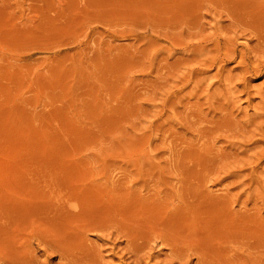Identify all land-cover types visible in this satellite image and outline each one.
<instances>
[{
  "label": "rangeland",
  "instance_id": "374dc122",
  "mask_svg": "<svg viewBox=\"0 0 264 264\" xmlns=\"http://www.w3.org/2000/svg\"><path fill=\"white\" fill-rule=\"evenodd\" d=\"M236 1L0 0V228L4 226L0 229V264L12 263L14 257L11 255H15L13 248L17 247L19 251L22 245L25 249L30 247L28 251H19L23 258L27 256L29 260L24 263V258L23 263L14 261L12 264H86L82 259L85 262L91 260L87 264H92L97 258V264H118V256L114 253L122 249L120 254L124 261L119 264L128 261L130 263L127 264H132L135 258L130 259L132 253L127 255L131 251L124 247L127 245L125 234L131 229L137 232L138 228L141 234L145 228V233L150 230L149 233L155 231V235L171 230L173 234L160 233L163 240L175 238L178 241V236H186L187 243H182L184 248L182 241L176 243L178 248H183V252L190 246L191 252L198 253L194 256L188 248L186 259H190L189 264L197 259L198 264L199 252L205 245L211 251L215 249L212 253L208 248L204 255L202 250L206 262L210 257L211 262L218 264L221 260H226L225 264H264V155L261 156L264 152V62L260 63L264 60V47H261L264 45V0ZM246 21L250 24L248 27ZM71 196L79 201L77 206L82 205L79 213L83 214V218L76 219L78 227L73 223L77 229L81 227L79 222L82 228V223L87 224L86 230L90 223L92 225L96 221L99 225L103 219L110 217L118 224L123 216L124 224L120 222L118 225L121 226H116V230L108 227L110 231L106 229L109 226H106L107 222L105 225V222L101 223L104 227L100 225L97 229L95 223L96 227L90 226L87 233L82 228L78 229L80 232L74 227L75 230L72 223L69 228L66 225L70 224H66L67 236L80 237L84 234L85 237H82L85 239L80 238L79 241L82 239L85 243L78 247L81 241L73 244L79 257L73 250L72 258L60 259L58 251L49 250L51 246L47 247L33 238L35 235L31 229L28 234L26 228L36 220L33 218L35 213L40 218L33 222L34 226L39 220L47 222L50 216L43 215V209H49L51 202L53 206H60L56 203L62 204V201L66 202L63 205H76L75 201L70 204L73 203ZM99 202L108 208L111 205L109 210L114 208L111 215L107 207L97 205ZM83 203L90 204L86 206L88 209ZM44 205H47L46 208H42ZM94 205L98 207L95 209ZM84 207L87 211L83 213ZM89 208H93V212ZM38 209L43 211L39 213ZM104 209L109 212H104ZM135 211H138L137 214H134ZM87 212L91 218L84 221L89 217ZM37 214L34 216L37 217ZM105 214L107 218H102ZM183 215H188L185 216L188 220H184ZM221 215L224 220L219 219ZM25 216L33 220L29 218V222L26 218V222L21 221ZM92 216H98L97 220ZM180 218L185 221L184 224ZM189 220L196 224L201 222V226L194 223L195 229ZM217 221H220L219 225ZM224 221L228 225L224 223L223 226L221 222ZM175 222H178V227H175ZM11 224H14V229ZM164 224H171L169 227L174 224V227L168 230ZM48 225L46 223L45 226H53L52 223ZM125 226L131 228L125 229ZM154 226L159 231L154 230ZM221 226H227V231ZM19 227L27 231L20 232ZM90 228L94 232L89 233ZM100 228L106 230L102 229L100 232L103 233H100ZM122 228L124 232L128 231L121 232ZM173 228L180 235L174 233ZM45 229L40 232L45 234ZM68 229H71V235ZM182 229H185L184 235ZM192 229L198 241L194 239ZM34 230L36 232V228ZM228 230L234 234H231L232 237ZM54 231L58 230L54 228ZM75 231L79 234L76 235ZM49 232L46 233L48 236L52 234V231ZM55 232L52 236L58 233ZM240 233L246 237L242 238ZM245 233L252 236L251 239ZM17 234L24 238L22 244ZM25 234L33 235V239L29 240ZM189 235L193 237L189 238ZM223 236L230 240L235 236L233 240L239 238V242L235 244V240H231L235 244L232 247L230 240ZM187 238L193 240L188 243ZM27 239L32 246L27 247ZM246 239L251 243L247 244ZM147 240L141 242L143 246ZM163 240L162 244L159 239H152L155 245L150 242L145 244L150 250H156L155 262H162L164 256V262L170 259H166L170 249L164 246ZM194 240L201 242L200 248ZM204 242L205 245L202 244ZM212 244L217 245L221 252L216 253L219 250ZM142 245L139 247L144 249ZM86 246L89 249L84 254L89 259H85L81 252L88 248ZM146 246L144 252L149 250ZM206 247L203 249L206 250ZM8 252L12 253L10 257ZM158 252H162L163 256ZM143 253L137 255L145 258L151 252ZM126 255L130 260L124 259ZM172 256L171 264H176L178 261H174ZM80 257L83 258L80 260ZM113 260L116 263H112Z\"/></svg>",
  "mask_w": 264,
  "mask_h": 264
},
{
  "label": "bare ground",
  "instance_id": "6f19581e",
  "mask_svg": "<svg viewBox=\"0 0 264 264\" xmlns=\"http://www.w3.org/2000/svg\"><path fill=\"white\" fill-rule=\"evenodd\" d=\"M182 1H183V0H182ZM221 1H222V0H221ZM233 1H234V0H233ZM237 1H238V0H237ZM237 1H236V2H237ZM255 1H256V0H255ZM226 2H227V1H226ZM226 2H225V3H226ZM230 2H231V1H230ZM248 2H250V1H248ZM252 2H253V1H252ZM238 3H239V2H238ZM258 3H259V1H258ZM258 3H257V5H258ZM245 4H246V3H245ZM245 4H244V5H245ZM248 4H249V3H248ZM248 4H247V5H248ZM250 4H251V3H250ZM217 5H218V4H217ZM219 5H220V4H219ZM239 5H240V3H239ZM254 5H255V3H254ZM250 6H251V5H250ZM262 6H263V5H262ZM235 7H236V6H235ZM259 7H260V6H259ZM249 8H250V7H249ZM242 9H243V8H242ZM245 9H248V8H245ZM255 9H256V8H255ZM250 10H253V9H250ZM262 10L264 11L263 8H262ZM234 11H235V10H234ZM236 11H237V9H236ZM259 11H261V10H259ZM237 12H238V11H237ZM233 13H234V12H233ZM243 13L245 14V12H243ZM249 13H250V12H249ZM254 13H255V12H254ZM247 14H248V13H247ZM247 14H246V16H247ZM256 14H257V13H256ZM256 14H253V15H256ZM250 15H251V14H250ZM260 15H262V14L260 13ZM263 15H264V14H263ZM242 16H243V15H242ZM242 16L240 17V19L242 18ZM244 17H245V16H244ZM249 17H250V16H249ZM258 17H259V16H258ZM234 18H235V17H234ZM237 18H238V17H237ZM246 18L248 19V16H247ZM246 18H245V19H246ZM262 18H263V16H262ZM249 19H250V18H249ZM254 19H255V18H254ZM256 19H257V18H256ZM251 20H253V18H252ZM251 20H250V21H251ZM260 20H261V18H260ZM244 21H245V20H243V22H244ZM247 21H248V20H247ZM247 21H246V23H247ZM261 21H262V20H261ZM240 22H241V21H240ZM260 23H261V22H260ZM263 24H264V22H263ZM241 25H242V24H241ZM245 25H247V27H248V25H250V24L247 23V24H245ZM260 25H261V24H260ZM261 26H262V25H261ZM244 27H246V26H244ZM259 27H260V26H259ZM259 27H258V28H259ZM250 28H251V26H250ZM255 29H256V28H255ZM261 29H263V28H261ZM261 29H260V30H261ZM252 30H253V29H252ZM255 31H256V30H255ZM263 32H264V31H263ZM263 32H262V34H264ZM252 33H253V32H252ZM254 34H255V32H254ZM257 34H258V32H257ZM259 34H260V33H259ZM252 35H253V34H252ZM258 36H259V35H257V37H258ZM261 36H262V35H261ZM257 37H256V38H257ZM262 37H263V36H262ZM255 40H256V39H255ZM255 40H254V41H255ZM257 41H258V40H257ZM260 42H261V41H260ZM255 43H256V42H255ZM231 45H232V44H231ZM257 45H258V44H257ZM215 46H216V45H215ZM258 46H259V45H258ZM261 47H264V45L261 46ZM231 48H232V46H231ZM254 48L256 49V48H258V47H254ZM259 48H260V47H259ZM261 49H262V48H261ZM216 50H217V49H216ZM220 50H221V49H220ZM234 50H235V49H234ZM263 50H264V49H263ZM263 50H262V51H263ZM227 51H228V49H227ZM231 52H232V50H231ZM263 52H264V51H263ZM258 53H259V52H258ZM258 53H257V55H258ZM232 54H233V53H232ZM253 54H254V53H253ZM263 54H264V53H263ZM230 55H231V54H230ZM238 55H240V54H238ZM241 55H242V54H241ZM255 55H256V54H255ZM259 55H260V54H259ZM261 55H262V54H261ZM227 56H228V55H227ZM251 56H252V55H251ZM231 57H232V55L230 56V58H231ZM246 57H247V56H246ZM261 57H262V56H261ZM228 58H229V57H228ZM237 59L239 60L240 58L238 57ZM241 59H243V57H242ZM244 59H245V58H244ZM244 59H243V60H244ZM243 60H242V61H243ZM255 60H256V58H255ZM236 61H237V60H236ZM242 61H241V62H242ZM252 61H254V56H253ZM256 61H257V60H256ZM259 61H261V59H260ZM263 62H264V60H263L262 62H260V63H263ZM236 63H237V62H236ZM239 63H240V62H239ZM243 63H244V62H243ZM252 63L255 64V62H252ZM257 64H258V63H257ZM257 64H255V65L257 66ZM258 65H259V64H258ZM260 66H261V65H260ZM243 67H244V66H243ZM246 67H247V66H246ZM250 68H251V67H250ZM250 68H249V69H250ZM253 68H254V67H253ZM253 68H252V69H253ZM237 69H238V68H237ZM241 69H242V67H241ZM249 69H248V70H249ZM238 70H240V69H238ZM257 70H258V69H257ZM246 71H247V70H246ZM255 71H256V70H254V72H255ZM260 71H261V70H260ZM242 72H243V70H242ZM248 72H249V71H248ZM257 72H259V71H257ZM239 73H240V72H239ZM244 73H245V72H244ZM240 74H241V73H240ZM256 74H257V73H256ZM240 76H241V75H239V78H240ZM251 77H252V76H251ZM243 78H244V77H243ZM243 80H244V79H243ZM245 80H246V79H245ZM247 80H248V79H247ZM258 109H259V108H258ZM258 109H257V110H258ZM263 112H264V111H263ZM261 115H262V114H261ZM261 117H262V116H261ZM261 138H262V137H261ZM262 140H263V139H262ZM254 143H255V142H254ZM259 144H260V143H259ZM261 152H262V151H261ZM261 152H259V153H261ZM262 155H264V152L261 154V156H262ZM263 159H264V158H263ZM63 188H64V187H62V189H63ZM54 189H55V188H54ZM62 189H61V190H62ZM58 190H59V189H58ZM65 190H66V189H65ZM62 191H63V190H62ZM68 191H69V189H68ZM185 192H186V191H185ZM61 193H62V192H61ZM64 193H65V192H64ZM67 193H68V192H67ZM182 193H183V191H182ZM195 193H196V192H195ZM57 194H58V193H57ZM68 194H69V193H68ZM71 194H72V193H71ZM79 194H80V193H79ZM79 194H78V195H79ZM190 194H191V193H190ZM55 195H56V194H55ZM181 195H182V194H181ZM64 196H66V195H64ZM67 196H68V195H67ZM79 196H80V195H79ZM189 196H190V195H189ZM194 196L196 197V195H194ZM59 197H60V196H59ZM69 197H70V196H69ZM69 197H68V198H69ZM84 197H85V196H84ZM192 197H193V196H192ZM56 198H57V197H56ZM62 198H64V197H62ZM62 198H60V199H62ZM80 198H82V197L80 196ZM71 199H73L72 196H71ZM74 199H75V196H74ZM74 199H73L71 202L75 201V204H76V205H68V203H67V205H63V203H66V202H63V201L61 200V201H62V204H61V203H56L57 205L60 204V206H56V205H55V202H54V205H55V206H53V202H51V204H50V203L48 204V205H50V206L52 205L49 209L46 208L47 205L42 206V208H43V207L46 208V209H43L44 211L42 210L43 213H45V214H43V215H45L46 217H47V216H50V217H51V218H50V217H47V222H46L45 219H44L45 223H43V222L41 221L44 225H43V224L40 222V220H39L38 222L35 223V225L38 223V224H37L38 226H37V225L34 226L33 222L37 221L38 218H40V216L38 217V214L35 213L34 215L37 214V217L33 215V218H34V219L36 218V220H33L32 218H30V217H28V216H25L23 219L21 218V221L23 220L24 222L28 221L29 218L31 219V221L33 220V221H32V225H30L29 228L25 225V226L27 227V228H26V227L24 226V224H23V226H24L28 231H27V230H23V228L21 229L20 227H19L20 229H19V228H18V229L20 230V232H21V230H22V231H27L28 234H30V231H29V230L31 229V232H32V234L35 235V237H33L32 234H31L32 236H27L28 234H27V235L25 234V236H27V237L29 238V240H31V239H33V238H36V239H38V241H39L40 243H43V244L45 243V244L47 245V247H48V246H51V248L48 247V249H49V250H53V249H55V252L58 251V253L60 254V259H61V258H65V259H66L67 256H70V258H72L71 256L73 255V254H72L73 250L76 252V250H75L76 248L74 249V247H75L76 245H73V244H76V243L79 241L80 238L85 237V236H83L84 234L82 233L83 230L81 231V233L83 234V235H82L83 237L80 236L81 234L79 235L80 237H77V236H76V237H75V236H67V234H66L67 232L65 231V230L67 229L66 226H67L68 228L71 227V223H72V224H73V223H74V224L77 223V225H78V221H77V220L80 219V218H83V214H82V216H81V213H79V212H80V207H82V205H81V206H77L78 203H76V202H79V201L76 200V199L74 200ZM186 199H187V198H186ZM200 199H201V198H200ZM80 200H81V199H80ZM83 200H84V198H83ZM88 200H89V199H88ZM196 200H197V199H196ZM198 200H199V199H198ZM95 201H96V199H95ZM188 201H189V200H188ZM188 201H186V202H188ZM82 202H84V201H82ZM196 202H197V201H196ZM205 202H206V200H205ZM47 203H48V202H47ZM47 203H46V204H47ZM95 203H96V202H95ZM100 203H101V202H99V204H97V205L101 206ZM109 203H110V202H109ZM117 203H118V202H117ZM121 203H122V200H121ZM125 203H127V201H126ZM125 203H123V204H125ZM194 203H195V201H194ZM70 204H74V202H73V203H70ZM80 204H81V203H80ZM80 204H79V205H80ZM85 204H86V203H83V206H85V207H86L87 205H90V204H87V205H85ZM115 204H116V203H115ZM132 204H133V203H132ZM183 204H184V203H183ZM197 204H199V202H198ZM197 204L194 205L195 208H196ZM212 204H213V203H212ZM215 204H216V203H215ZM61 205H63V206H61ZM95 205H96V204H95ZM95 205L93 206V208H95ZM106 205H107V204H106ZM108 205H109V204H108ZM121 205H122V204H121ZM136 205H137V204H136ZM206 205H207V204H206ZM209 205H210V204H209ZM103 206H105L104 203H103ZM103 206H101V207H103ZM115 206H116V205H115ZM122 206H123V205H122ZM161 206H162V205H161ZM186 206H187V204H186ZM191 206H192V203H191L190 207H191ZM207 206H208V205H207ZM212 206H213V205H212ZM216 206H218V205H216ZM34 207H35V206H34ZM48 207H49V206H48ZM85 207H84V210L81 208V209L83 210V211H81V212L84 213L85 210L87 211V209H88L87 207H88V206L86 207L87 209H86ZM97 207H98V206H97ZM97 207H96V208H97ZM106 207L108 208V206H105V207H103V208H106ZM110 207H111V205H109V208H110ZM120 207H121V206H120ZM123 207H124V206H123ZM131 207H133V206H131ZM131 207H130V208H131ZM166 207H167V206H166ZM184 207H185V206H184ZM184 207H183V208H184ZM188 207H189V205H188ZM190 207H189V208H190ZM31 208H32V207H31ZM36 208H39V207H36ZM42 208H41V209H42ZM93 208L91 209L92 212H93ZM96 208H95V209H96ZM109 208H108V210H109ZM112 208H113V206H112ZM116 208H117V207H116ZM116 208H115V210H116ZM118 208H119V207H118ZM125 208H126V207H125ZM134 208H135V205H134ZM138 208H139V207H138ZM201 208H202V207H201ZM32 209L34 210V208H32ZM41 209H40V210H41ZM99 209H100V208H99ZM113 209H114V208H113ZM113 209H111V210H113ZM121 209H122V208H121ZM121 209L119 208V210H121ZM141 209L143 210V208H141ZM145 209H146V208H145ZM156 209H157V208H156ZM180 209H181V208H180ZM33 210H32V211H33ZM35 210H36V209H35ZM38 210H39V209H38ZM40 210H39V211H40ZM89 210H90V208H89ZM89 210H88V211H89ZM91 210H90V211H91ZM108 210H107V209H104L103 211L105 212V211H108ZM111 210H109V211H110V215H111V213H112ZM132 210L134 211L133 208H132ZM135 210H136V209H135ZM163 210H164V209H163ZM188 210H190V209H188ZM191 210H192V208H191ZM29 211H30V210H29ZM29 211H28V212H29ZM36 211H37V210H36ZM36 211H35V212H36ZM42 211H40L39 213H41ZM103 211H102V212H103ZM109 211H108V212H109ZM121 211H122V210H121ZM130 211H131V209H130ZM180 211H181V210H180ZM192 211H193V210H192ZM196 211H197V210H195L194 215H196ZM201 211H203V210H201ZM211 211H212V210H211ZM211 211H210V212H211ZM222 211H223V210H222ZM26 212H27V211H26ZM49 212H50V213H49ZM72 212H73V213H72ZM96 212L99 214V212H98L97 210H95V213H96ZM102 212H101V210H100V214L103 215L104 212H103V213H102ZM113 212H116V211H113ZM118 212H119V211H118ZM135 212H136V211H135ZM137 212H138V211H137ZM137 212H136V213L133 212V213H134V214H137ZM142 212H143V211H141V213H142ZM164 212H165V211H164ZM178 212H179V211H178ZM182 212H183V210H182ZM198 212H199V211H198ZM203 212H204V211H203ZM56 213H57V214H56ZM78 213H79V214H78ZM85 213H86V212H85ZM89 213H90V212H89ZM95 213H94V215H95ZM201 213H202V212H201ZM212 213H213V212H212ZM212 213H210V214H212ZM223 213H224V212H223ZM24 214H27V213H24ZM28 214H30V212H29ZM31 214H32V213H31ZM68 214H69V215H68ZM77 214L79 215L78 217L76 216ZM87 214H88V212H87ZM90 214H91V213H90ZM92 214H93V213H92ZM106 214H107V212H106ZM106 214H105L102 218H104V217L106 216ZM113 214H115V213H113ZM122 214H124V211H123V213H121V216H122ZM144 214H145V213H144ZM148 214H150V213L148 212ZM164 214H165V213H164ZM185 214H187V213H185ZM198 214H199V213H198ZM204 214H205V213H204ZM218 214H219V213H218ZM43 215H42V216H43ZM63 215H64V216H63ZM85 215H86V214H85ZM107 215H108V214H107ZM142 215H143V214H142ZM146 215H147V214H146ZM146 215H145V216H146ZM165 215H166V214H165ZM172 215H173V214H172ZM176 215H177V214H176ZM176 215H175V216H176ZM199 215H200V214H199ZM205 215H206V214H205ZM212 215H213V214H212ZM214 215H215V213H214ZM216 215H217V214H216ZM219 215H220V214H219ZM226 215H227V214H226ZM22 216H23V214H22ZM22 216H21V217H22ZM42 216H41V218H42ZM45 216H43V217H45ZM66 216H67V217H66ZM80 216H81V217H80ZM88 216H89L88 218L85 216L87 219L85 220V218H84V221H87L89 218H91V217H90L91 215L88 214ZM98 216L101 217V215H98ZM98 216H97V217H98ZM108 216H109V215H108ZM117 216H118V215H117ZM117 216H116V217H117ZM124 216H125V215H124ZM138 216H139V215H138ZM138 216H137V217H138ZM150 216H151V215H150ZM150 216H149V217H150ZM157 216H158V215H157ZM160 216H161V218H162V215H161V214H160ZM183 216H184V218H185L184 220H188V219H186V217H185V216H188V215H183ZM183 216H182V217H183ZM197 216H198V215H197ZM217 216H218V215H217ZM227 216H228V215H227ZM233 216H234V215H233ZM31 217H32V216H31ZM46 217H45V218H46ZM63 217H65V219H64ZM92 217H94V216H92ZM97 217H94V218H96V220H97ZM112 217H113V216H112ZM116 217H114V220H115ZM118 217H119V216H118ZM122 217H123V216H122ZM122 217H120V220H119V219H116V220H119L120 222L123 223V222H124V220H123L124 217H123V218H122ZM125 217H127V215H126ZM135 217H136V216H135ZM137 217H136V218H137ZM139 217L141 218V216H139ZM169 217H170V216H168L167 218H169ZM193 217H194V216H193ZM222 217H223V216L221 215V217H220V218L218 217V218L221 220ZM26 218H27V219H26ZM105 218H107V217H105ZM110 218H111V217H110ZM110 218L105 219L106 221H105L104 219H103V221H101L100 219H98L99 221H101V222L99 223V225H98V223H96V221H95L94 224H92V225H90V224H91V223H90V224L88 225V227H87L86 230L88 231V229H89L90 226H91L92 228H95V227L97 226L96 229H97L98 227H100V225H102V227H104V225L106 224V222H107L106 226H107V225H109V226H107V228H106V226H105V228H106V229H109L110 231H111V228H112V227H114L115 229H114V228H113V229L116 230V226H117V228H118L119 226H121V225H118V224L120 223L119 221H118L119 223L117 224V221H113V219L110 220ZM128 218H129V217H128ZM151 218H152V217H151ZM158 218H159V217H158ZM176 218H177V217H176ZM191 218H192V217H191ZM191 218H190V219H191ZM201 218H203L202 215H201ZM208 218H209V217H208ZM208 218H207V219H208ZM210 218H211V220H212V216H211ZM213 218H214V217H213ZM246 218H247V217H246ZM248 218H249V217H248ZM17 219H19V218H17ZM17 219H16V220H17ZM25 219H26V221H25ZM30 219H29V222H31ZM74 219H75V220H74ZM76 219H77V220H76ZM92 219H93V218H92ZM108 219H109L110 221H112V223H111L110 221L108 222V221H107ZM121 219H122V221H121ZM125 219H126V218H125ZM132 219H133V217H132ZM144 219H145V218H144ZM146 219H147V218H146ZM149 219H150V218H149ZM153 219H154V218H153ZM153 219H151V221H152ZM156 219H157V218H156ZM159 219H160V218H159ZM180 219H182V218H180ZM180 219H179V220H180ZM193 219H194V218H193ZM197 219H198V221H199V220H202V219H200V218H197ZM207 219H206V221H207ZM215 219H217V218H215ZM230 219H231V218H230ZM230 219H228V221H229ZM237 219H238V218H237ZM239 219H240V218H239ZM130 220H131V219H130ZM136 220H137V219H136ZM168 220H169V219H168ZM173 220H174V219H173ZM179 220H178V221H179ZM222 220H224V219L222 218ZM249 220H250V218H249ZM74 221H77V222H74ZM93 221H94V219H93ZM99 221H98V222H99ZM127 221H128V220H127ZM133 221H134V220H132V222H133ZM141 221L143 222V219H142ZM145 221H146V220H145ZM153 221H154V220H153ZM163 221H164V220H163ZM176 221H177V219H176ZM213 221H214V220H213ZM228 221H227V222H228ZM9 222H10V221H9ZM18 222H20V221H18ZM39 222H40V224L42 225V226H41L42 228H44V227L46 228V229H45V230H47V231H45L46 233H50L49 231H52V234H53V232H55V231H54V228H55V230H58V231H56V232H58V233L56 234V232H55L56 235H53V236H52V234L48 236V234H46V233H45V234L42 233L44 230H41L42 228L40 229V227H39V225H40ZM48 222H49L50 224L52 223V225L55 226V227L53 228V230L50 229V228L53 227V226H51ZM82 222H83V221H82ZM82 222H81V223H82ZM91 222H92V220H91ZM104 222H105V223H104ZM113 222H116L115 226H114V225H111V224H113ZM128 222H130V221H128ZM134 222H135V221H134ZM139 222H140V221H139ZM164 222H165V221H164ZM182 222H183V219H182ZM184 222H185V221H184ZM184 222H183V224H184ZM190 222H191V221L189 220V223H190ZM201 222H204V221L202 220ZM201 222H199V223H201ZM211 222H212V221H211ZM215 222H216V221H215ZM217 222H218V221H217ZM231 222H232V221H231ZM237 222H239V221H237ZM10 223H11V222H10ZM20 223H21V222H20ZM20 223H19V225L22 227V225H21ZM46 223H47V225H48V224L50 225V228H48L47 226H45ZM88 223H89V221H88ZM92 223H93V222H92ZM95 223H96L97 225H96ZM101 223H104V225L101 224ZM122 223H121V224H122ZM126 223H127V222H126ZM155 223H157V222L155 221ZM155 223H154V224H155ZM158 223H160V222H158ZM169 223H170V222H169ZM175 223H176V222H175ZM177 223H178V222H177ZM177 223H176L175 227H176V226L178 227ZM191 223H193V225H194V223H195L196 226H197V224H198V226H201L199 223L196 224V222H193V221H192ZM205 223H206V222H205ZM207 223H209V221H208ZM221 223H222V225H223V224L226 223V222L224 221V222H221ZM229 223H230V222H229ZM232 223H235V222H232ZM232 223H231V224H232ZM8 224H9V223H8ZM17 224H18V223H16L15 225H17ZM29 224H30V223H29ZM66 224H70V226H69V225H66ZM74 224L72 225V228L75 227ZM82 224H84V225H83L84 228H85V225H87V224H85V222L82 223ZM123 224H124V223H123ZM123 224H122V225H123ZM136 224H137V223H136ZM140 224H142V223L140 222ZM148 224H149V223H148ZM152 224H153V223H152ZM154 224H153V225H154ZM165 224H167V223H165ZM165 224H164V226H165ZM203 224H204V223H203ZM213 224H214V223H213ZM219 224H220V221L218 222V225H219ZM235 224L238 225V223H235ZM6 225H7V223H6ZM11 225H12V224H11ZM13 225H14V224H13ZM13 225H12V226H13ZM49 225H48V226H49ZM65 225H66V226H65ZM75 225H76V224H75ZM77 225H76V226H77ZM79 225L81 226V227L79 226L80 229H81V228H82V225L80 224V222H79ZM94 225H96V226H94ZM133 225H134V224H133ZM156 225H157V224H156ZM161 225H162V223L160 224V227H161ZM170 225H171V224H170ZM170 225H169V226H170ZM173 225H174V224H173ZM173 225H172L171 227H169L168 225H166V226H168L166 229H168V228L171 229L172 227H174ZM179 225H181V224L179 223ZM186 225H187V223H186ZM190 225H191V224H190ZM195 225H194V227H195ZM225 225H228V223H226ZM232 225H233V224H232ZM232 225H230V226H232ZM245 225H246V224H245ZM12 226L10 227L9 230H11ZM111 226H112V227H111ZM123 226H124V225H123ZM127 226H128V225H127ZM127 226H125V229L128 228ZM137 226L139 227V223L137 224ZM137 226H136V227H137ZM164 226H163V227H164ZM166 226H165V227H166ZM184 226H185V225H184ZM187 226H188V225H187ZM203 226H206V225H203ZM209 226H210V225H209ZM223 226H224V225H223ZM248 226H249V225H248ZM2 227H4V226L2 225ZM2 227H1L0 229H2ZM15 227H16V226H15ZM31 227H32L33 229H32ZM77 227H78V226H77ZM77 227H75V228L77 229ZM108 227H111V228H108ZM134 227H135V226H134ZM147 227H149V226H147ZM156 227H158V226H156ZM181 227L183 228V226H181ZM194 227H193V228H194ZM207 227H208V224H207ZM207 227H206V228H207ZM212 227H213V226H212ZM218 227H219V226H218ZM221 227H222V226H221ZM226 227H227V226H226ZM226 227H224V228L222 227L221 229H225ZM239 227H240V226H239ZM25 228H24V229H25ZM35 228H36V232L39 231L38 233L35 232V230H34ZM37 228L40 229L42 232H40V230H38ZM75 228H74V229H75ZM84 228H82V229H84ZM120 228H121V227H120ZM130 228H131V227H130ZM130 228H128V229H130ZM143 228H144V227H143ZM151 228H152V227H151ZM151 228H150V229H151ZM158 228H159V227H158ZM161 228H162V227H161ZM161 228H160V229H161ZM184 228H185V227H184ZM191 228H192V226H191ZM191 228H190V229H191ZM196 228H197V227H195V229H196ZM200 228H201V227H200ZM204 228H205V227H204ZM206 228H205V229H206ZM235 228H236V226H235ZM244 228H245V227H244ZM244 228H243V229H244ZM246 228H247V227H246ZM5 229H6V228H5ZM5 229H4V231H5ZM12 229H14V226H13ZM48 229H49V230H48ZM76 229H75V230H76ZM78 229H79V228H78ZM78 229H77V231L80 230V229H79V230H78ZM102 229H104V228H100V229H98V231L100 232V230L102 231ZM106 229H104V230H106ZM113 229H112V230H113ZM125 229L123 230V228H122L123 231H121V230H120V231H121V232H124ZM144 229H145V228H144ZM144 229L142 230V233H143V234H141V232L138 231V230H140V228L137 229V232H140V233H137V232H136V229H131L132 233H130L131 231L129 230V233H128V234H125V235H127V236H125V237H126V244H127V245H126V246L123 245V246L127 248V251H131V252H129V253L127 252V255L130 254V253H132V254L135 255V256L133 255V256H134V257H133L132 254H130V255H131V256H130V257H131L130 259H132V258L134 259V258H135V259L133 260L134 263H132L133 261H131L132 264H150V263H151V264H158L157 262H161V261H157V262H155V261L157 260V259H155V258H157V256L155 257L156 254L154 255V252H155L156 250L153 251L152 248H151V250H152V251H151L150 248H149V246H148V247L146 246V245H148V244H146V243H149V242H150L151 244L154 243V245H155V242H152V239H154V240H155V239H156V240L159 239V240H160V243H161L162 240L164 239V238L162 237L163 235H161V234H162V233H163V234L167 233V235H168V233H172V232H171V230H170L169 232H168L167 230H166L167 232H164V230H163V232H160V233H161V234H160V233H158V232L156 231V232L159 234V235L156 234V235H158V236H156V235H155V231H154V232H153L154 236H153V234H151L152 231L149 233V231H150V230H149V231H148V234H147V233H145L146 231L144 232ZM148 229H149V228H148ZM164 229H165V228H164ZM169 229H168V230H169ZM175 229H176V228H175ZM179 229H180V228H178V230H179ZM185 229H186V232H187V228H185ZM185 229H184V230H185ZM227 229H228V228H226V231H227ZM241 229H242V228H241ZM243 229H242V230H243ZM250 229H251V228H250ZM19 230H17V231H19ZM33 230H34V231H33ZM70 230H71V229H70ZM70 230H69V229L67 230L68 233H70L69 235H71V233H72V232H69ZM84 230H85V229H84ZM86 230H85V232L87 233ZM90 230H91V228H90ZM104 230H103V231H104ZM114 230H113V232H114ZM146 230H147V229H146ZM151 230H153V228H152ZM154 230H158V229H157V228L155 229V226H154ZM178 230H177V231H178ZM182 230H183V229H182ZM182 230H181V231H182ZM184 230H183V232H184ZM200 230H201V229H200ZM203 230H204V229H203ZM214 230L217 231V229H214ZM233 230H234V229H233ZM7 231H8V230H7ZM15 231H16V230H15ZM92 231H93V230H91L89 233H91ZM98 231H96V232L98 233ZM110 231H109V232H110ZM127 231H128V230H126V232H127ZM158 231H159V230H158ZM160 231H162V229H161ZM172 231H174V233H177V234H178V232H179V231L176 232V231L174 230V228L172 229ZM181 231H180V232H181ZM190 231H192V233H193V232H194V229H192V230H190ZM196 231H197V230H196ZM207 231H208V230H207ZM226 231H225V232H226ZM248 231H249V230H248ZM248 231H246V232H248ZM79 232H80V231H79ZM79 232H77V233L79 234ZM93 232H94V231H93ZM115 232H118V231H115ZM126 232H124V233H126ZM186 232H184L183 235H184ZM199 232H200V234L202 235V232H201V231H198V233H199ZM211 232H212V231H211ZM211 232H210V233H211ZM217 232H218V231H217ZM232 232H233V231H232ZM239 232H240V231H239ZM241 232H242V231H241ZM14 233H15V232H14ZM75 233H76V231H75ZM77 233H76V235H78ZM100 233H103V232H100ZM118 233H119V232H118ZM181 233H182V232H181ZM187 233H188V232H187ZM192 233H191V234H192ZM215 233H216V232H215ZM226 233H227V232H226ZM228 233H230L229 230H228ZM234 233H235V232H234ZM43 234H44V235H43ZM73 234H74V231H73ZM73 234H72V235H73ZM104 234H105V232H104ZM172 234H173V233H172ZM194 234H195V233H193L192 235L194 236V239H195V235H194ZM196 234H197V232H196ZM200 234H198V235H200ZM207 234H209V232H207ZM231 234L234 235L233 233H230V237H232ZM240 234H241V233H240ZM240 234H238V235H240ZM242 234H243V237H242V238L246 237V236H244V233H242ZM242 234H241V235H242ZM245 234H247V233H245ZM254 234H255V233H254ZM258 234H259V233H258ZM17 235H18V237L20 236V234H17ZM23 235H24V233H23ZM42 235H43V236H42ZM45 235H47V237H46ZM74 235H75V234H74ZM115 235H116V234H115ZM117 235H118V234H117ZM121 235H124V234H121ZM167 235H166V236H167ZM178 235H180V234H178ZM178 235H176V236H178ZM181 235H182V234H181ZM186 235L188 236V234H186ZM192 235H189V238H190V236L193 237ZM204 235H205V233H204ZM204 235H203V236H204ZM214 235H215V234H214ZM217 235H220V234H217ZM228 235H229V234H228ZM241 235H240V236H241ZM250 235H251V234H250ZM255 235H256V234H255ZM25 236H24V237H25ZM102 236H103V235H102ZM102 236H101V237H102ZM119 236H120V235H119ZM164 236H165V235H164ZM176 236H175V237H176ZM236 236H237V233H236ZM240 236H238V237H240ZM253 236H254V235H253ZM259 236H261V235H259ZM16 237H17V236H16ZM20 237H21V240H20V239H19V240L21 241V244H22V240H23L24 238L22 239V236H20ZM32 237H33V238H32ZM42 237H43L44 240L42 239ZM104 237H105V236H104ZM122 237H124V236H122ZM167 237H168V236H167ZM171 237L173 238L174 235L171 236ZM180 237H181V238H180ZM180 237L178 236V239H179L178 241H180V242L182 241V242H181V244H182V243H184L183 241L186 240V238H185L186 236H185V237H184V236H183V237L180 236ZM196 237H198V236H196ZM204 237H205V236H204ZM204 237H203L202 239H204ZM206 237H207V236H206ZM214 237H215V236H213V238H214ZM223 237H224V236H223ZM223 237H222V238H223ZM234 237H235V236H234ZM234 237H233V238H234ZM247 237L251 239L252 236L249 237V235L247 234ZM256 237H257V236H256ZM46 238H47V239H46ZM105 238H109V237H105ZM105 238H104V239H105ZM111 238H112V237H111ZM113 238H114V237H113ZM117 238H118V237H117ZM172 238H171V239H172ZM216 238H217V237H216ZM216 238H215V240H216ZM224 238H226V237H224ZM227 238H228V237H227ZM227 238H226V239H227ZM233 238H232L231 240H233ZM262 238H263V237H262ZM262 238H261V239H262ZM36 239H35V240H36ZM83 239H85V238H83ZM97 239H98V238H97ZM121 239H122V238H121ZM142 239H143L144 241H145L146 239H148L147 242L145 243L146 245H145L144 243H143V244H144V246L147 247V249H149V250H147V251H148V252L150 251L151 253H148L147 251L144 252V249H146V248H145V247L142 245V243H141V242L143 241ZM161 239H162V240H161ZM176 239H177V238H176ZM183 239H184V240H183ZM187 239H188V238H187ZM198 239H199V238H198ZM200 239H201V237H200ZM220 239H221V236H220ZM228 239L230 240V238H228ZM236 239H238V240H235V239H234V240H235V244H237V243L239 242V238H236ZM25 240H26V238H25ZM81 240H82V239H81ZM81 240H80V241H81ZM118 240H120V239H118ZM141 240H142V241H141ZM191 240H193V239H191ZM191 240L188 239V243H189V241H191ZM195 240H196V239H195ZM195 240H194V241H195ZM211 240H213V239H211ZM229 240H227V241L229 242ZM231 240H230V242H231ZM234 240H233V241H234ZM242 240H243V239H241V241H242ZM248 240H249V239H248ZM253 240H254V239H253ZM253 240H252V241H253ZM16 241H17V240H16ZM16 241H15V242H16ZM38 241H37V242H38ZM80 241H79V242H80ZM85 241H86V240H85ZM108 241H109V240H108ZM111 241H112V240H111ZM115 241H116V239H115ZM124 241H125V240H124ZM144 241H143V242H144ZM163 241H165L164 246H166L168 249H170V253L168 252L170 255L168 256V258L166 257V259H169V258H170V259H169L168 261H165V262H164L163 260L165 259V256H164V258L162 257L163 260L161 259V260H162L161 264H162V263H163V264H171V261H172L171 256H172V255H173L172 257H174V261H175V260H176V262L178 261V262H177L178 264H179V263H180V264H189L188 262H189L190 259H189V260L186 259V256L188 255V253H187L188 248H189V249L191 248L190 246H189V247L187 246V248L184 249V250H186V251H184V252H185V253H184V252L182 251V249H183L185 246L182 244L183 248H182V247H181V249L178 248L177 243H176V242H178V241H176L175 238L172 239L171 241H170V239L168 240V238L165 239V240H163ZM166 241H168V242H166ZM196 241H198V240H196ZM196 241H195V242H196ZM204 241H205V240H204ZM224 241H225V240H224ZM233 241H232L231 244H230L232 247L235 245V244H232V243H234ZM236 241H238V242H236ZM244 241H245V240H244ZM246 241H247V239H246ZM17 242H19V241H17ZM25 242H26V241H25ZM25 242L23 241L24 244H26ZM82 242H83V241H81L80 243H78V245H77L76 247H78L79 244H81V246H82ZM103 242H104V241H103ZM139 242H140L141 244H140ZM195 242H194V243H195ZM208 242H209V241H208ZM211 242H212V241H211ZM213 242H214V240H213ZM216 242H217V241H215L214 243H216ZM230 242H229V243H230ZM242 242H243V241H242ZM249 242L251 243V241H249ZM249 242L247 241V244H248ZM19 243H20V242H19ZM19 243H18V244H19ZM30 243H31V242H30ZM30 243L28 242V239H27V245H28L27 247H29V245H31ZM83 243H85V242H83ZM186 243H187V242L185 241V244H186ZM190 243H191V242H190ZM194 243L192 242L191 244L194 245ZM199 243H201V242L199 241ZM199 243L196 242V245H198L199 248H200ZM224 243H225V242H224ZM240 243H241V242H240ZM240 243H239V244H240ZM250 243H249V244H250ZM252 243H253V242H252ZM13 244L15 245V243H13ZM18 244H17V245H18ZM57 244H58V245H57ZM71 244H72V245H71ZM88 244H89V241H88ZM96 244H97V243H96ZM103 244H104V243H103ZM105 244H106V243H105ZM114 244H115V242H114ZM119 244H120V243H119ZM156 244H157V243H156ZM161 244H162V243H161ZM202 244L205 245V242L202 243ZM202 244H201V245H202ZM217 244H218V243H217ZM219 244H221V246H222V243H220V241H219ZM247 244L244 243L243 245H247ZM83 245H84V244H83ZM110 245H111V244H110ZM110 245H109V247H110ZM140 245H142L144 249L140 248V247H139ZM179 245H180V244H179ZM187 245H188V244H187ZM196 245H195V247L198 248ZM212 245H214V244H212ZM212 245H211V247H212ZM224 245L226 246V244H224ZM241 245H242V244H241ZM251 245H252V244H251ZM19 246H20V245H19ZM31 246H32V245H31ZM99 246H100V245H99ZM120 246H121V245H120ZM161 246H162V245H161ZM180 246H181V245H180ZM209 246H210V245H209ZM214 246H215V245H214ZM214 246H213V247H214ZM216 246H217V245H216ZM216 246H215V247H216ZM218 246H219V245H218ZM221 246H220V247H221ZM227 246H229V245H227ZM15 247H16V245H15ZM20 247H21V248H20ZM20 247H18V248H20V249H18L20 252H22V251L25 252V251L30 250V247H29V249H25V246H24V245H22V246H20ZM52 247H53V248H52ZM86 247H88V246H86ZM89 247H92V246L89 245ZM89 247L86 248V250H84V252L81 251V250H83V249H82L83 247H81V250H80V251L82 252V254L86 253L87 250L89 249ZM96 247H97V246H96ZM109 247H108V248H109ZM116 247H117V246H116ZM152 247H153V246H152ZM192 247H194V246H192ZM195 247H194V248H195ZM204 247H206V245H205ZM204 247H201V248H202V249H201V252L204 251V252H203V255H204L205 251H207L208 248L210 249V247H206V250H205V249H203ZM213 247H212V248H213ZM234 247H235V246H234ZM241 247H242V246H241ZM241 247H240V249H241ZM246 247H247V246H246ZM248 247H249V246H248ZM16 248H17V247H16ZM16 248H13V249H15V251L13 250L14 252H12V253H15L14 256L11 255L12 253H9V252H11L10 250H9V252H8L9 257H10V255H11L12 258L14 257V260H13V259L11 260V261H13L12 263H14V261H15V262H22L24 258H25V259H24V260H25L24 263H26V259H28L27 256H25V257L23 258L22 254H20V252L17 251ZM32 248H33V247H32ZM34 248H35V247H34ZM42 248H43V247H42ZM84 248H85V247H84ZM100 248H101V247H100ZM110 248H111V247H110ZM118 248H120V247H118ZM130 248H131V249H130ZM157 248H159L158 250L160 251L161 249H163V246H162L161 249H160V247H157ZM216 248H217V247H216ZM218 248H219V247H218ZM218 248H217V249H218ZM236 248H239V247L237 246ZM10 249L12 250V248H10ZM21 249H22V250H21ZM40 249H41V248H40ZM78 249H80V248H78ZM91 249H92V248H91ZM113 249H114V248H113ZM129 249H130V250H129ZM140 249H142L144 253L141 252L142 250L140 251ZM232 249H233V248H231V252H232ZM24 250H25V251H24ZM93 250H94V249H93ZM100 250H101V249H100ZM109 250L111 251V249H109ZM117 250H121V249H117ZM158 250H157V251H158ZM192 250H194V249H192ZM202 250H203V251H202ZM211 250H212V249H210V251H211ZM214 250H215V249H214ZM214 250H213V251H214ZM218 250H219V249H218ZM218 250H216V251H218ZM222 250H224V249H222ZM226 250H227V249H226ZM234 250H235V249H234ZM234 250H233V251H234ZM238 250H239V249H238ZM47 251H48V250H46V252H47ZM77 251H78V250H77ZM85 251H86V252H85ZM95 251H96V249H95ZM98 251H99V250H98ZM107 251H108V250H106V254L109 255V254L107 253ZM112 251H113V250H112ZM115 251H116V250H115ZM213 251H211V252L213 253ZM33 252H34V251H33ZM35 252H36V251H35ZM75 252H74V253H75ZM81 252H80V253H81ZM90 252H91V251H90ZM100 252H101V251H100ZM100 252H99V253H100ZM108 252H109V251H108ZM118 252H119V253H118ZM120 252H123V249H122V251H116L117 254L114 253L116 256H118L117 259H118L119 263H121L120 261L123 259V256H122V254H120ZM125 252H126V249H125ZM162 252H163V251H162ZM162 252H160V253L162 254ZM189 252H191V249L189 250ZM192 252H193V251H192ZM192 252H191V253H192ZM198 252H199V251H198ZM201 252H199V254H200V257H199V258H200V260L205 261V259H204L203 255L201 254ZM219 252H221V251L219 250V251L216 252V253H219ZM41 253H42V252H41ZM49 253H50V252H49ZM49 253H48V254H49ZM92 253H93V252H92ZM94 253L96 254V252H94ZM94 253H93V254H94ZM112 253H113V252H112ZM138 253H139V255H140L141 253H143V255H146V254L148 253L149 256H148V257H145V256H144V257L146 258V259H145V258H143V256H142V257H141V256H138V255H137ZM160 253L158 252V254H160ZM164 253H165V252H164ZM186 253H187V255H186ZM194 253H196V256H197L198 253H197V252H193V254H194ZM208 253H209V250H208ZM208 253H207V255H208ZM228 253H229V251H228ZM8 254H7V255H8ZM24 254H25V253H24ZM24 254H23V255H24ZM76 254H77L76 256L79 257L80 254H79L78 252H76ZM78 254H79V255H78ZM82 254H81V255H82ZM97 254H98V253H97ZM114 254H113V255H114ZM118 254H119V255H118ZM150 254H153V255H154V258L152 257L153 255H150ZM158 254H157V255H158ZM161 254H160V255H161ZM209 254H210V253H209ZM224 254H226V252H225ZM245 254H246V253H245ZM26 255H27V254H26ZM34 255H35V254H34ZM34 255H33V256H34ZM40 255H41V254H40ZM43 255H44V254H43ZM46 255H47V254H46ZM46 255H45V256H46ZM50 255H51V253L49 254V256H50ZM84 255H85V257H84L83 255H82V256H83L85 259H87V258L89 259V257L87 256V254H84ZM115 255H114V257L112 256L113 259L115 258ZM127 255H126V257H125L124 259H127ZM141 255H142V254H141ZM210 255L212 256V254H210ZM213 255H214V254H213ZM45 256H44V257H45ZM86 256H87V257H86ZM124 256H125V255H124ZM128 256H129V255H128ZM162 256H163V254H162ZM192 256H193V255H192ZM192 256H191V259H192ZM194 256H195V254H194ZM205 256H206V255H205ZM218 256H219V255H218ZM218 256H217V257H218ZM222 256H223V255H222ZM37 257H38V256H37ZM39 257H40V256H39ZM74 257H75V256H74ZM83 257H80V260H81V258H83ZM94 257H95V256H94ZM94 257H93V258H94ZM97 257H98V256H97ZM100 257H101V255H100ZM100 257H99V258H100ZM159 257H160V256H159ZM188 257H189V256H188ZM208 257H209V255H208ZM214 257H216V256H213V258H214ZM5 258H6V257H5ZM40 258H41V257H40ZM70 258H68V260H69ZM104 258H105V257H104ZM106 258H107V257H106ZM106 258H105V260H107ZM141 258H143V260H142ZM152 258H153V259H152ZM160 258H161V257H160ZM160 258H158V259H160ZM189 258H190V257H189ZM195 258L197 259V257H195ZM211 258H212V257H211ZM220 258H221V256H220ZM238 258H239V257H238ZM6 259H8V258H6ZM6 259H4V260H6ZM9 259H10V258H9ZM35 259H37V258H35ZM44 259H45V258H44ZM49 259H50V258H49ZM51 259H52V258H51ZM60 259H58V260H60ZM74 259H75V258H74ZM74 259H73V260H74ZM76 259H77V258H76ZM91 259H92V258H91ZM130 259L128 258L127 260H130ZM154 259H155V260H154ZM196 259H195V260H196ZM206 259H207V258H206ZM209 259H210V257H209ZM209 259H208V260H209ZM216 259H217V258H216ZM28 260H29V259H28ZM40 260H41V259H40ZM78 260H79V258H78ZM78 260H75V261L78 262ZM80 260H79V261H80ZM82 260H83L84 263H86V264H87L89 261H90L89 263H91V260H88V262H85L86 260H84V259H82ZM92 260H93V259H92ZM97 260H99V259L97 258ZM97 260H95V261L93 260V261H92V264H93V262H94V264H95V263L97 262ZM115 260H116V259H115ZM115 260H113L112 263L115 262ZM197 260H198V259H197ZM197 260H196V262H197ZM200 260H199V261H200ZM208 260H207V262L205 261L206 264H218V262L216 263V262H213V261L211 262L210 260H209V261H208ZM218 260H221V259H219V257H218ZM224 260H225V258H224ZM241 260H242V259H241ZM37 261H38V260H36V262H37ZM44 261H45V260H44ZM44 261H43V262H44ZM50 261H51V260H50ZM63 261H65V260L63 259ZM70 261H72V259H70ZM100 261H101V260H100ZM100 261H99V263H100ZM110 261H111V260H110ZM118 261H117V262H118ZM122 261H124V260H122ZM153 261H154L155 263H154ZM199 261H198V264H199ZM202 261H201V262H202ZM216 261H217V260H216ZM225 261H226V260H225ZM225 261H222V260H221L220 262H221V264H225V263H224ZM228 261H229V260H227V262H228ZM1 262L3 263V261H1ZM4 262H6V261H4ZM9 262H10V260H9ZM28 262H29V261H28ZM61 262H62V261H61ZM66 262H67V261H66ZM66 262H64V263H66ZM80 262H81V261H80ZM101 262H102V261H101ZM103 262H104V259H103ZM105 262H106V261H105ZM126 262H127V261L125 260V263H126ZM128 262H129V261H128ZM128 262H127V263H128ZM196 262L193 263V261H192L193 264H196ZM201 262H200V264H201ZM205 262H204V263H205ZM208 262H211V263H208ZM233 262H235V261H233ZM244 262H245V261H244ZM7 263H8V262H7ZM7 263H6V264H7ZM12 263H10V264H12ZM22 263H23V262H22ZM22 263H21V264H22ZM71 263H73V262H71ZM71 263L68 262L67 264H71ZM74 263H75V262H74ZM74 263H73V264H74ZM78 263H79V262H78ZM107 263H108V262H107ZM115 263H116V262H115ZM119 263H118V264H119ZM127 263H126V264H127ZM129 263H130V262H129ZM174 263H175V262H174ZM177 263H176V264H177ZM204 263H203V264H204ZM236 263L238 264V262H235V264H236ZM240 263H241V261H240ZM4 264H5V263H4ZM16 264H17V263H16ZM19 264H20V263H19ZM27 264H28V263H27ZM29 264H30V263H29ZM32 264H33V263H32ZM56 264H57V263H56ZM58 264H59V263H58ZM60 264H61V263H60ZM76 264H77V263H76ZM80 264H81V263H80ZM82 264H83V262H82ZM96 264H97V263H96ZM110 264H111V263H110ZM123 264H124V263H123ZM190 264H191V263H190ZM229 264H231V263H229Z\"/></svg>",
  "mask_w": 264,
  "mask_h": 264
}]
</instances>
